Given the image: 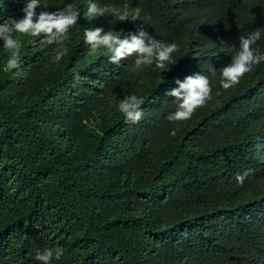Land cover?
Masks as SVG:
<instances>
[{
  "label": "trees",
  "instance_id": "16d2710c",
  "mask_svg": "<svg viewBox=\"0 0 264 264\" xmlns=\"http://www.w3.org/2000/svg\"><path fill=\"white\" fill-rule=\"evenodd\" d=\"M0 264H264V0H0Z\"/></svg>",
  "mask_w": 264,
  "mask_h": 264
}]
</instances>
